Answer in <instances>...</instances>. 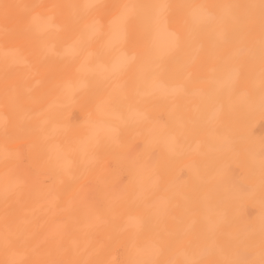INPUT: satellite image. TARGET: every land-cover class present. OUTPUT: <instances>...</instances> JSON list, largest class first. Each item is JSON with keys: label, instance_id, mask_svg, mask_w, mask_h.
<instances>
[{"label": "bare ground", "instance_id": "1", "mask_svg": "<svg viewBox=\"0 0 264 264\" xmlns=\"http://www.w3.org/2000/svg\"><path fill=\"white\" fill-rule=\"evenodd\" d=\"M161 2L254 7L241 10L251 22L229 31L226 40L220 35L224 25L216 21L189 32L183 11L174 9L155 46L150 10L141 9L140 18L129 23L124 46L136 60L122 77L123 107L107 115L97 114L95 105L120 79L98 72L112 56L102 47L105 36L92 43L89 70L83 71L86 49L46 57L45 37L24 34L34 12L53 15L61 30L47 42L62 53L77 31L89 32L97 19L107 33L113 6ZM96 3L108 7L89 10L78 25L72 22L80 12L73 6ZM260 6L261 0H0V264H167L186 258L259 264L264 114L258 105L249 113L241 98L259 97L258 43L255 60L246 49L252 36L259 39ZM169 30L180 33L179 46L159 59ZM9 50H18L21 62L14 63ZM228 69L242 73L231 96L216 87ZM176 87L183 92L160 91ZM69 89L78 91L69 95ZM217 109L218 132L240 139L236 147L254 152L255 163L233 159L227 145L217 150L209 121ZM129 112L136 113L135 121ZM89 116L111 128L99 130L85 155ZM172 138L175 152L169 148ZM197 144L199 150L191 151ZM65 154L73 161L66 173L60 170ZM226 165L225 185L230 181L246 190L248 183L255 192L221 207L218 186ZM225 210L212 244L209 216ZM245 250L247 255H236Z\"/></svg>", "mask_w": 264, "mask_h": 264}, {"label": "snow or ice", "instance_id": "2", "mask_svg": "<svg viewBox=\"0 0 264 264\" xmlns=\"http://www.w3.org/2000/svg\"><path fill=\"white\" fill-rule=\"evenodd\" d=\"M42 5H34L33 8H39ZM79 8V13H73L72 22L74 24H79L80 19L91 9H105L108 6L102 3L96 4H84L79 6H73ZM115 12L112 16L111 21L109 22V30L107 33L103 32V25L99 19H97L92 26L89 32H85L84 29L77 31L72 38V43L64 48L62 53H57L56 49L50 45L47 40L51 39L57 33L60 32L61 27L56 23L55 16L46 15L43 12H34L29 19L28 24L24 29V34L31 35L34 37H45L44 40H41V47L44 55L47 56H56L60 55L66 57L72 54L73 49L76 47H81L86 49L84 59L81 64V70L88 71L90 61L93 57V52L90 50L92 43H94L101 36H105L106 39L103 42L102 47H106L112 52V56L107 65H99L98 72L104 78L107 76H115L120 79V82L116 87L109 93L107 96L99 99L95 105V111L99 115H107L112 113L116 108L123 107L121 102V97L125 92V83L122 77L127 72L128 68L135 62V55H129L125 51V44L128 37V28L129 23L132 20L139 19L141 16V9L150 10L151 15V32H152V42L153 45H157L161 29L167 30L168 17L174 9H180L185 15V22L188 25L189 32L198 28L202 25L209 24L213 21L218 22L221 25H224L220 33L221 38L226 40L228 38L229 31L235 33V30L241 27L243 24L250 23L251 18L242 13V9L246 7L253 6H242L237 4L230 3H220L215 5H206L202 3H185L181 5H172L167 2L155 3L151 5H137L131 3H124L113 6ZM261 15H260V34L258 42L254 36L251 37L246 49L247 58L255 60L257 57V43H258V56L260 61V92L258 99H254L251 96L242 97L241 103L246 108V110L251 113L255 110L257 105L262 114H264V0H261ZM227 22V23H226ZM169 45L167 49L159 56V59H163L165 56L171 55L173 51L179 46L180 43V33L176 31H167ZM9 55L12 58L14 63L21 62L18 50H9ZM243 65H241V70ZM241 70H232L228 69L224 77L217 81L218 90H226L227 94L231 96L236 91V83L241 76ZM69 95H74L78 89H69L67 90ZM162 94L165 95H178L183 92L182 87H176L173 89H160ZM128 119L135 121L136 113L129 112ZM209 121L214 124L212 128V135L215 137L217 150L224 148L226 145L233 148V159H247L250 154H255L250 149L236 147V145L241 143L240 139H234L228 134H220L218 132L217 125L218 122V109L213 110L210 114ZM87 128L85 133V143L82 145V151L87 155L89 146L91 142L96 137L97 133L102 127L111 128L110 125H102L95 120L89 119L86 121ZM55 129V126H54ZM47 138V137H45ZM99 141H96L98 144ZM169 148L171 151L175 152L177 150V142L174 138L169 140ZM95 146V145H92ZM191 151H198L199 144L195 148L190 149ZM259 158H260V200L259 205L261 208L260 213V226L262 237H264V138L260 139V148H259ZM73 161L69 159L67 154L64 155L63 164L61 165L60 170L62 172H68L72 167ZM230 165H226L220 172L222 178L221 184L218 186L219 189L224 193V198L220 201V206L230 205L234 198H251L255 192V189L248 183L246 190L237 187L229 181L227 185L223 183V178L228 176ZM198 174V169L195 170ZM213 215L217 218L213 219ZM227 216V210L220 212L218 214L212 213L209 216V224L211 226V243L215 244L216 242V229L219 224L222 223ZM139 227V225H138ZM249 229L253 227L252 224L247 225ZM186 232V230H185ZM184 233H182L183 235ZM262 246H264V239H262ZM163 249H156V253L159 254ZM210 252V249H206L203 254L207 255ZM237 256L247 255V250L245 252H237ZM17 264V262H13ZM144 264H155L154 261L144 262ZM167 264H204L203 261L193 258H186L183 261L171 260ZM217 264H256V261L251 259L239 258V259H224L217 262ZM259 264H264V258H262Z\"/></svg>", "mask_w": 264, "mask_h": 264}, {"label": "clouds", "instance_id": "3", "mask_svg": "<svg viewBox=\"0 0 264 264\" xmlns=\"http://www.w3.org/2000/svg\"><path fill=\"white\" fill-rule=\"evenodd\" d=\"M256 159H257L256 154H250V155L247 157V160H248V162H249L250 164L255 163ZM258 159H259V162H260V158H259V156H258Z\"/></svg>", "mask_w": 264, "mask_h": 264}]
</instances>
